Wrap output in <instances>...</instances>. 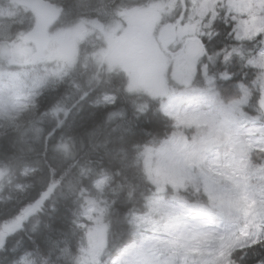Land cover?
Returning a JSON list of instances; mask_svg holds the SVG:
<instances>
[{"label": "rangeland", "instance_id": "374dc122", "mask_svg": "<svg viewBox=\"0 0 264 264\" xmlns=\"http://www.w3.org/2000/svg\"><path fill=\"white\" fill-rule=\"evenodd\" d=\"M50 1L59 11L57 0ZM118 1L77 0L73 14L63 17L64 14L60 12L59 19L49 21L38 16L27 0H0V57L6 56L11 60L8 67L18 74L14 76L11 72L0 71V135L8 130H20L24 125L21 119L28 110L36 107V101L42 93L66 82L69 85L74 83L75 73L80 71L90 72L97 79L120 74L124 77L128 93H147L155 97L167 94L161 79L162 72L169 80L174 79L180 84L191 81L193 62L201 55L200 47L186 46L184 37L172 26L165 29L174 31L173 38L166 42L161 39L163 32L159 33L154 44L140 39L143 31L160 19L159 9L170 3V0H158L138 8L119 7ZM198 2L206 4L209 0ZM211 2L216 3L217 0ZM222 2L227 5V11L214 10L212 19L216 21L221 18L225 25H231V32L235 27V41L249 42L250 37L264 33V0ZM185 10L190 11V8ZM64 20H67V25ZM23 23L30 26L28 31L12 33L15 25ZM35 29L44 32L48 39V44L42 49L25 40L26 35ZM135 30L138 31L136 34ZM192 31L191 25L185 29V33ZM4 41L9 45L6 50L2 47ZM164 44L167 45L166 50ZM262 50L264 43L254 56L261 58L258 66H264ZM2 63L0 60V66ZM197 69L198 64L195 70L201 76H207L205 66ZM37 70L41 75H46L45 80L34 79ZM92 83L93 79L89 84ZM241 92V101L245 105L250 104L255 93L258 96L257 105L264 103V96L255 88L251 91L242 88ZM102 95L97 101L98 105L114 103L113 95ZM158 106L164 115L167 114L166 117L171 115L180 123L192 122L184 118L183 106ZM171 132L158 145L146 146L138 156L149 182L156 189V195L148 198L146 203L157 208L161 202H167L177 194L173 187L182 190L180 185L183 177L179 161L184 141L180 135L170 137ZM254 150L264 151V146L257 144ZM228 167L231 165L217 164L210 172V181L221 177L227 185L225 191L213 197L215 202L210 209L185 212L178 216L177 206L172 205L166 213L171 222L169 231L137 230L133 226L145 222L144 213L132 217L131 225L137 238L152 237L153 244L164 251V255L160 256L164 264H233L230 257L234 252L264 240V168L245 166L233 169L231 175L222 170L217 171ZM5 176L6 171L0 168V183ZM107 181L108 178L102 177L96 183L99 190L97 197L84 199L78 223L84 230V240L77 254L70 256L62 253L70 264H114L115 259L101 261L106 245L105 216L109 207L101 197V191ZM3 185L0 184V192L4 189ZM21 189L17 187V190ZM225 195H230L232 200L225 199ZM131 255L142 260L143 264H152L153 258L150 256ZM18 264L42 263L31 254H25Z\"/></svg>", "mask_w": 264, "mask_h": 264}, {"label": "trees", "instance_id": "16d2710c", "mask_svg": "<svg viewBox=\"0 0 264 264\" xmlns=\"http://www.w3.org/2000/svg\"><path fill=\"white\" fill-rule=\"evenodd\" d=\"M156 1L119 0L117 6L138 8ZM56 2L63 17L75 12L77 0ZM192 2L188 0L189 6ZM215 26L220 35L211 44L205 39L204 44L209 50L235 44L237 59L221 65L205 58L207 75L226 72L229 78L219 81L220 88L227 89L225 95L237 84L251 87L254 72L243 67L240 58H253L262 43L233 40L228 35L231 25H225L221 18L216 19ZM29 28L27 23L15 25L12 33ZM204 66L198 64L197 70ZM75 76L74 83L66 82L42 93L36 107L21 119L24 125L20 130L0 135V168L6 171L0 183L4 184L0 192V264H18L25 254L42 264H70L62 253L77 254L84 240V230L78 225L84 199L98 196L96 183L102 177L108 178L101 197L109 207L101 261L114 260L131 238L132 217L143 214L147 199L156 195L138 156L146 146L158 145L172 131L158 103L145 108L137 100L132 105L130 101L137 95L125 90L120 74L97 79L90 72L80 71ZM91 79L93 83L89 84ZM102 94L113 95L114 103L98 105ZM257 104L255 93L249 105L254 109ZM245 111L253 114V110ZM117 167H123L127 177L121 180L122 187L116 184ZM129 191L133 193L131 198L126 196ZM43 198L41 208L25 221L24 214ZM262 245L264 240L249 248L259 254Z\"/></svg>", "mask_w": 264, "mask_h": 264}, {"label": "clouds", "instance_id": "9594fccd", "mask_svg": "<svg viewBox=\"0 0 264 264\" xmlns=\"http://www.w3.org/2000/svg\"><path fill=\"white\" fill-rule=\"evenodd\" d=\"M189 7L190 11H184ZM216 9L227 11V5L222 0H217L216 3L209 0L206 4L193 0L190 6L188 0H170V3L159 9L161 15L156 24L143 31L140 36L143 42L154 44L159 38V33L172 26L184 37L186 46L200 47L201 55L193 62V75L188 84H180L174 79L169 80L162 72L161 79L167 93L165 96L155 97L147 93H139L137 99L130 101L135 106L139 100L145 108L153 102L158 103L161 108L166 105L183 106L184 118L192 121L180 123L173 116H167L172 129L170 137L180 135L184 141V150L179 161L183 177V183L180 185L182 190L178 191L173 187V191L177 194L169 201L161 202L159 208L146 203L145 222L134 225L137 230L143 228L153 232L169 231L171 222L166 213L173 204L177 206L178 216H182L185 212L210 209L215 202L213 197L227 188L221 177L209 180L210 172L217 164H230L231 167L217 169L229 175L232 174L233 169L245 166L264 168V151L254 150L257 144L264 146V107L257 105L253 109V106L245 105L241 101L242 88H248L249 91L255 88L264 96V66H258L261 58H240V64L254 72V79L250 82V88L248 85L237 84L228 95H225L227 89H221L219 86V81L229 78L225 71L201 76L195 70L197 64H204L207 67L205 58L221 65L234 63L237 59L234 55L237 50L235 44L225 45L218 50L215 48L209 50L204 44L205 39L211 44L212 40L220 35V31L215 26L216 21L212 19V13ZM189 25L192 26L193 31L185 33ZM234 32L235 27L228 35L233 36L235 40ZM249 42L264 43V33H259L258 37H250ZM163 46L166 50L167 45ZM2 47L6 50L9 47L8 42L4 41ZM0 60L3 62L0 71L18 75L8 67L12 63L11 60L6 56L0 57ZM45 78L46 75H41L39 70L36 71L34 79L43 81ZM246 108L253 110V114L249 115L248 111H245ZM114 176L118 178L117 186L122 187L121 180H127L123 167H117ZM132 195L131 191L126 193L128 198ZM132 253H136L137 256L152 257V264H164L160 259L164 251L153 244L152 237L137 238L135 232L131 233L130 240L121 249L114 264H143L142 260L134 258ZM250 253H252L251 259ZM230 258L233 264H264V245L261 246L259 254L249 248L234 252Z\"/></svg>", "mask_w": 264, "mask_h": 264}, {"label": "water", "instance_id": "95a60500", "mask_svg": "<svg viewBox=\"0 0 264 264\" xmlns=\"http://www.w3.org/2000/svg\"><path fill=\"white\" fill-rule=\"evenodd\" d=\"M32 10L41 18H44L49 21L56 20L58 18V11L53 7L52 3L47 0H27ZM138 31L135 30L136 34ZM174 31L172 29L164 30L161 34V39L163 42H166L173 38ZM25 40L38 47L39 49L44 48L48 44V39L46 34L38 29L33 30L28 33L25 37ZM45 198L38 201L34 206H32L25 214L24 220L27 221L29 217L34 215L42 206Z\"/></svg>", "mask_w": 264, "mask_h": 264}, {"label": "bare ground", "instance_id": "6f19581e", "mask_svg": "<svg viewBox=\"0 0 264 264\" xmlns=\"http://www.w3.org/2000/svg\"><path fill=\"white\" fill-rule=\"evenodd\" d=\"M225 199L231 201L232 200V197L230 195H225Z\"/></svg>", "mask_w": 264, "mask_h": 264}, {"label": "flooded vegetation", "instance_id": "af4514ba", "mask_svg": "<svg viewBox=\"0 0 264 264\" xmlns=\"http://www.w3.org/2000/svg\"><path fill=\"white\" fill-rule=\"evenodd\" d=\"M47 1H49V2L52 3V1H50V0H47ZM52 4H53V3H52ZM54 8H55V7H54ZM55 9H56V8H55ZM56 10H57V9H56ZM57 11H58V10H57ZM59 14H60V13H59V11H58V16H59ZM134 42L138 43V41H137L136 39H134ZM56 87H57V86H56ZM56 87H55V88H56Z\"/></svg>", "mask_w": 264, "mask_h": 264}, {"label": "snow or ice", "instance_id": "6c2138e0", "mask_svg": "<svg viewBox=\"0 0 264 264\" xmlns=\"http://www.w3.org/2000/svg\"><path fill=\"white\" fill-rule=\"evenodd\" d=\"M262 107H264V103H262V105H261Z\"/></svg>", "mask_w": 264, "mask_h": 264}]
</instances>
